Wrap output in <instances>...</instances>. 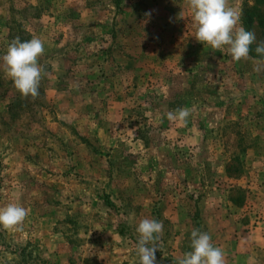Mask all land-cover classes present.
I'll return each mask as SVG.
<instances>
[{
	"label": "rangeland",
	"instance_id": "rangeland-1",
	"mask_svg": "<svg viewBox=\"0 0 264 264\" xmlns=\"http://www.w3.org/2000/svg\"><path fill=\"white\" fill-rule=\"evenodd\" d=\"M226 4L235 30L264 15ZM195 32L189 0H0V208L28 212L0 228V264H139L146 218L163 224L156 264L196 229L224 264H264V55L235 62ZM16 37L44 42L35 98L3 64Z\"/></svg>",
	"mask_w": 264,
	"mask_h": 264
},
{
	"label": "clouds",
	"instance_id": "clouds-1",
	"mask_svg": "<svg viewBox=\"0 0 264 264\" xmlns=\"http://www.w3.org/2000/svg\"><path fill=\"white\" fill-rule=\"evenodd\" d=\"M193 22L196 28L195 40L213 50L227 48L232 60L239 62L249 57L250 46L256 41L255 33L240 27L239 13L228 7L226 0H189ZM257 54L264 55V42L257 44ZM45 52L44 42L39 38L21 41L16 37L3 54L2 60L7 75L21 96L37 97L42 77V67L38 59ZM190 112L180 109L169 113V119H178L187 123ZM27 210L17 204H9L0 208V228L19 230L26 217ZM163 230V224L154 219H143L136 226L139 239L136 255L139 264H156V252L159 250L156 241ZM191 251L184 254L178 264H224V252L214 246L211 236L199 229L190 234Z\"/></svg>",
	"mask_w": 264,
	"mask_h": 264
},
{
	"label": "trees",
	"instance_id": "trees-1",
	"mask_svg": "<svg viewBox=\"0 0 264 264\" xmlns=\"http://www.w3.org/2000/svg\"><path fill=\"white\" fill-rule=\"evenodd\" d=\"M254 20H257L258 26L264 29V15L260 10L254 7L252 11H250V9L243 11L242 21L246 30L251 31L252 23ZM262 33L264 35V30L262 31ZM254 47L255 46H253V44L250 46L249 54L256 56V53L253 52Z\"/></svg>",
	"mask_w": 264,
	"mask_h": 264
}]
</instances>
